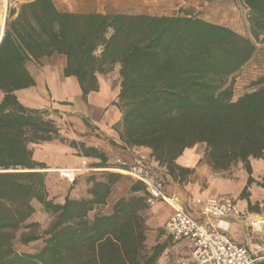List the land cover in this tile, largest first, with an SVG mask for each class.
<instances>
[{
	"label": "trees",
	"instance_id": "trees-1",
	"mask_svg": "<svg viewBox=\"0 0 264 264\" xmlns=\"http://www.w3.org/2000/svg\"><path fill=\"white\" fill-rule=\"evenodd\" d=\"M241 1L250 36L182 8L104 13L86 3L88 11H76L53 0H27L14 18L8 14L0 39V264H154L162 250L145 244V195L107 204L126 174L109 169L104 151L64 135L46 110L16 96L35 84L28 61L64 55L62 73L76 78L83 97L98 90V73L117 64L112 104L121 112L120 143L108 141L146 148L147 163L163 182L187 171L176 160L198 143L214 170L241 164L251 181L250 159L264 158V85L235 97L231 76L264 38V0ZM43 142L75 149L89 168L75 175L61 202L49 196L50 174L33 158L31 144ZM132 181L131 191L145 188ZM33 200L48 218L42 229L25 224L35 212ZM22 226L28 230L20 232V244L41 240L38 249H13Z\"/></svg>",
	"mask_w": 264,
	"mask_h": 264
},
{
	"label": "rangeland",
	"instance_id": "rangeland-1",
	"mask_svg": "<svg viewBox=\"0 0 264 264\" xmlns=\"http://www.w3.org/2000/svg\"><path fill=\"white\" fill-rule=\"evenodd\" d=\"M25 1H8V11L4 16L3 25L0 26V34L4 30L8 14L14 12L10 19L14 18L19 11L20 4ZM80 2L86 3L90 9H97L104 13H177L180 11V8H182L191 13H195L205 20L227 25L240 33L250 36L249 25L247 22V8L241 0H58V6L64 9L74 10L78 8L76 5ZM218 7H221L222 9L217 11ZM47 60L51 65H54V67L61 63L65 64V56L62 54H54L51 57H48ZM29 67L32 72H35L39 67H42V61H33ZM231 78L233 79V93L235 97L246 91H251L264 85V81H259L260 78H264V38L256 42V51L252 58L245 63L239 71L231 76ZM97 79L99 84L98 90L85 97L81 96L70 100L54 99L46 83L32 91H20L18 95L23 103L34 108L46 110L48 115L55 120L61 132L64 131L69 137L78 138L79 135H81L84 139H87V137L94 135V130L86 125V120H91L90 126L94 125L98 127L96 122L102 121V118L105 119L104 115L106 110L109 114L113 110V114L111 115L117 114L119 110L112 104L113 101L117 100V93L119 90L120 78L118 74V65H113L109 71L98 73ZM119 127L120 123L118 124V128ZM31 146L35 158L44 160L45 164H47V170L40 171H47L51 174L47 179L49 183H47L50 192L54 190V195L62 196L69 188L68 183L72 181L63 175V170L82 167L83 169L80 171L87 172V170H89L86 161H84L85 164H83V162L80 164H68L70 161L66 162L67 159L73 157L62 145H46L43 142L31 144ZM191 149L200 156L197 163L194 164L193 167L184 166L187 168V171L182 173L177 171V176L175 178L171 176L166 177L164 181L165 186L177 187L183 194L184 191L188 192L187 187L189 185L194 184L199 187L200 190H206L215 179L219 177L233 178L238 174L241 164L226 171L214 170L206 157L205 145L203 143H198L191 147ZM135 154L137 153H133L130 157H126L117 150L112 152V156H108V160L111 163L118 157L131 159ZM145 155L147 156V154ZM63 162L65 165L61 164ZM251 163L255 173L264 170V159H252ZM241 171L243 173L245 172L243 168ZM132 180L133 179L130 177L124 175L120 182L114 185L115 196H121V198L130 197L131 191L129 185ZM232 188H236V185L233 184ZM215 195L221 197V194L219 193H216ZM196 197L198 198L199 196ZM200 202L201 201H199V203ZM32 204L33 206H36L35 212L25 221V224L38 222L40 229H42L47 224V215L42 210L41 205H39L40 203L36 200H33ZM23 226L14 231L15 236L12 239L13 249L18 252L34 251L38 249L42 244L41 240L30 243L26 246L20 244L18 240L20 232L28 230L27 227Z\"/></svg>",
	"mask_w": 264,
	"mask_h": 264
},
{
	"label": "crops",
	"instance_id": "crops-1",
	"mask_svg": "<svg viewBox=\"0 0 264 264\" xmlns=\"http://www.w3.org/2000/svg\"><path fill=\"white\" fill-rule=\"evenodd\" d=\"M8 1L9 0H0V26L3 25L4 16L8 11ZM25 1V0H24ZM54 3L58 6V0H53ZM81 3V2H80ZM83 4V3H82ZM79 4L76 11H88V7L85 4ZM17 12V8H16ZM48 58H40L42 61V67H39L35 72H32L29 65L32 64V61H28L27 67L30 73L33 75L35 84L26 88H21L15 91L16 96L19 98L18 93L20 91H28L33 90L35 88H39L42 84L46 83L47 87L50 89L52 96L57 100L64 99H74L82 96L80 86L74 76H64L62 73L64 63L58 64L54 67L47 60ZM40 71V73H39ZM97 91V90H96ZM96 91H90L89 94L94 93ZM1 93V92H0ZM2 96V93H1ZM0 96V98H1ZM20 100V98H19ZM21 101V100H20ZM22 102V101H21ZM25 104V103H24ZM27 105V104H25ZM29 106V105H28ZM117 109V108H116ZM113 111V110H112ZM112 111L109 112L106 110L105 119H101L102 121L96 122V126L92 125L90 128L94 130V135L91 137H87L84 139L83 136L79 135L77 140H86L91 144L95 145L100 150L104 151L107 156H112V152L119 150L123 156L130 157L133 153L143 152L148 153L146 148L142 147H127L122 148L119 146H113L109 143L108 139L114 140L117 143H120L118 139L117 129L118 124L121 118V114L118 110L117 114H113ZM91 123V120H90ZM116 126V128H114ZM64 135L68 136L64 131L62 132ZM74 138V137H72ZM86 138V137H85ZM46 145H58L56 142H44ZM61 145V144H59ZM66 148L67 151L72 155L73 158L67 159L66 162L68 164H80L86 159L79 155V153L75 149H70L67 146L62 145ZM33 158L39 162H43L46 166L40 170H47V164H45L44 160H40L35 158L33 152ZM200 156L195 153L194 150L188 148L184 151V153L177 158L176 163L181 166H189L193 167L194 164L197 163ZM257 158L250 159L251 165V181L248 183L249 174L241 165L238 174L233 177H219L215 179L210 187L206 190H200L196 185H189L187 187V191H184L182 194L181 190L177 187L165 186L166 193L168 196L175 201L176 205H179L191 212L196 218L200 221H208L207 218L200 211V203L208 197H218L215 194H221V197L218 198H228L233 200L238 208L242 211L247 212L244 217H233L229 220V229L228 234L230 237L239 243H246L248 240V235L251 233V227L249 225V221L251 218L256 216L259 212L258 204L264 202V184H262V177L264 176V170L258 173H255V170L252 166L251 160ZM264 159V158H258ZM109 161V160H108ZM64 164L65 163H61ZM245 170L243 173L241 169ZM50 174V173H49ZM51 176V174L49 175ZM48 182V180H47ZM133 182V181H132ZM49 183V182H48ZM236 185V188H232L233 184ZM71 182L68 183L70 185ZM49 187V186H48ZM69 187V186H68ZM50 197H56V201L61 202L64 194L62 196L54 195V190L50 192ZM79 192V190H77ZM131 191V190H130ZM52 194V195H51ZM145 195L146 199L144 203L148 204V208L144 211V223L147 227L145 230V244L148 248H151L155 245H161L162 250L158 255L154 264H177L178 261L182 259H186L188 257V250L186 246V242L184 240L174 241L169 235L166 233L164 225L170 215L173 213L174 208L172 204L163 201V200H154L151 199L144 188L143 190L131 191V196H139ZM130 196V197H131ZM196 196H199L198 198ZM120 197L115 196V188L112 187L111 193L107 197V204H114L116 200ZM127 199V198H125ZM40 205V204H39ZM34 207H36L34 205ZM206 264V263H202ZM257 264H264V259L260 260Z\"/></svg>",
	"mask_w": 264,
	"mask_h": 264
},
{
	"label": "built area",
	"instance_id": "built-area-1",
	"mask_svg": "<svg viewBox=\"0 0 264 264\" xmlns=\"http://www.w3.org/2000/svg\"><path fill=\"white\" fill-rule=\"evenodd\" d=\"M81 169H65L62 173L73 180ZM109 169L140 181L151 199L172 204L174 211L165 222V231L174 241L184 240L188 250V257L177 264H257L264 259V202L258 204L259 212L249 221L252 230L247 242L239 243L228 234L229 220L244 217L247 212L240 210L233 200L218 197L202 200L200 211L208 220L202 222L171 202L164 182L147 163L145 154L137 153L131 159L115 158Z\"/></svg>",
	"mask_w": 264,
	"mask_h": 264
},
{
	"label": "bare ground",
	"instance_id": "bare-ground-1",
	"mask_svg": "<svg viewBox=\"0 0 264 264\" xmlns=\"http://www.w3.org/2000/svg\"><path fill=\"white\" fill-rule=\"evenodd\" d=\"M172 203L176 204L175 201H171Z\"/></svg>",
	"mask_w": 264,
	"mask_h": 264
},
{
	"label": "water",
	"instance_id": "water-1",
	"mask_svg": "<svg viewBox=\"0 0 264 264\" xmlns=\"http://www.w3.org/2000/svg\"><path fill=\"white\" fill-rule=\"evenodd\" d=\"M1 36H2V32H1V34H0V39H1Z\"/></svg>",
	"mask_w": 264,
	"mask_h": 264
}]
</instances>
